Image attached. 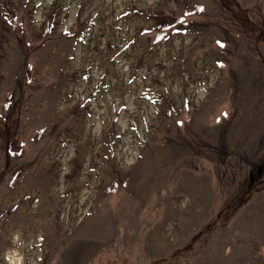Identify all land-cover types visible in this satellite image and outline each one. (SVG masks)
<instances>
[{
    "label": "rangeland",
    "instance_id": "1",
    "mask_svg": "<svg viewBox=\"0 0 264 264\" xmlns=\"http://www.w3.org/2000/svg\"><path fill=\"white\" fill-rule=\"evenodd\" d=\"M13 254L264 264V0H0Z\"/></svg>",
    "mask_w": 264,
    "mask_h": 264
},
{
    "label": "bare ground",
    "instance_id": "2",
    "mask_svg": "<svg viewBox=\"0 0 264 264\" xmlns=\"http://www.w3.org/2000/svg\"><path fill=\"white\" fill-rule=\"evenodd\" d=\"M104 65V64H103ZM106 66V65H105ZM173 158V157H172ZM171 158V159H172ZM166 159H168V158H166ZM174 160H175V158H174ZM172 161H173V159H172ZM162 162V161H161ZM168 162H170V158H169V161ZM174 162V161H173ZM176 162V161H175ZM160 164V163H159ZM167 165H169V163L167 164ZM153 168V167H152ZM161 170V169H160ZM144 174V173H143ZM146 175V174H145ZM144 175V176H145ZM143 176V178H145ZM155 178H156V176H155ZM154 178V179H155ZM143 181H145V180H143ZM150 185V184H149ZM152 186V185H151ZM148 188V187H147ZM149 189V188H148ZM27 213H29V212H27ZM44 213V210L42 209V201L40 200L39 201V206L35 209V212L33 213L34 215H35V217H37V218H42V214ZM32 214V213H31ZM34 215H32V216H34ZM44 216V215H43ZM44 218H45V216H44ZM43 219V218H42ZM37 220V219H36ZM42 221V220H41ZM47 221V220H46ZM45 221V222H46ZM38 222V221H37ZM38 224H39V222H38ZM40 224H42V223H40ZM36 227V226H35ZM41 227V226H40ZM33 232V231H32ZM31 232V233H32ZM10 262H11V264H20V262H21V258H20V256H19V254H13V255H11L10 256Z\"/></svg>",
    "mask_w": 264,
    "mask_h": 264
}]
</instances>
